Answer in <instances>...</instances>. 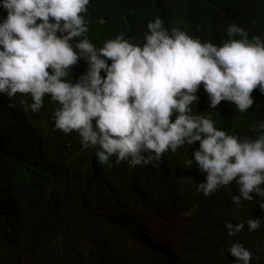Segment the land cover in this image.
Instances as JSON below:
<instances>
[{"label": "clouds", "instance_id": "clouds-1", "mask_svg": "<svg viewBox=\"0 0 264 264\" xmlns=\"http://www.w3.org/2000/svg\"><path fill=\"white\" fill-rule=\"evenodd\" d=\"M88 4L0 0V107L24 96L40 112L50 96L60 105L44 125L50 135L94 148L104 168L157 166L188 145L185 167L197 172V192L230 189L241 212L238 223L224 224L226 264H264V122L257 139H241L192 110L208 94L210 108L227 101L222 105L247 112L257 88L264 94V38L250 40L231 24L216 45L179 28L169 32L157 17L142 44L120 34L97 48L81 15ZM81 59L88 68L73 83L69 70Z\"/></svg>", "mask_w": 264, "mask_h": 264}, {"label": "trees", "instance_id": "trees-1", "mask_svg": "<svg viewBox=\"0 0 264 264\" xmlns=\"http://www.w3.org/2000/svg\"><path fill=\"white\" fill-rule=\"evenodd\" d=\"M87 9L86 35L97 48L120 34L142 44L157 17L169 32L216 45L231 24L250 40L264 38V0H89ZM87 68L79 60L67 79L77 82ZM253 100L247 112L227 101L215 109L207 94L192 110L218 130L255 140L264 122L258 88ZM11 101L0 107V264H226L224 224L238 223L241 212L230 189L197 192V172L185 167L188 145L157 166L104 168L94 148L50 135L44 125L60 107L50 96L40 112L24 96Z\"/></svg>", "mask_w": 264, "mask_h": 264}, {"label": "bare ground", "instance_id": "bare-ground-1", "mask_svg": "<svg viewBox=\"0 0 264 264\" xmlns=\"http://www.w3.org/2000/svg\"><path fill=\"white\" fill-rule=\"evenodd\" d=\"M0 16H2V15H0Z\"/></svg>", "mask_w": 264, "mask_h": 264}]
</instances>
